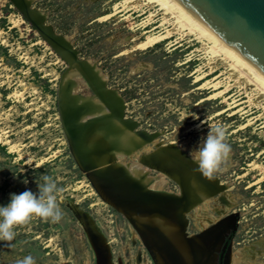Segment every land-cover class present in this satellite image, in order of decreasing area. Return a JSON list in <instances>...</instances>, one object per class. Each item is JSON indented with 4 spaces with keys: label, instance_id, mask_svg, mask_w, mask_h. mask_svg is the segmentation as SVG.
Segmentation results:
<instances>
[{
    "label": "rangeland",
    "instance_id": "obj_1",
    "mask_svg": "<svg viewBox=\"0 0 264 264\" xmlns=\"http://www.w3.org/2000/svg\"><path fill=\"white\" fill-rule=\"evenodd\" d=\"M124 1L35 0L32 6L46 15L45 23L57 34L70 37L79 58L93 61L106 75L107 87L117 90L125 102V119L135 121L138 131L159 133L156 141L161 146L152 144L151 154L161 156L163 152L186 170L196 165L189 152L207 136L209 125L227 127L232 152L214 179L224 186L221 193H226L233 206L222 203L220 194L207 201L209 213L203 212V217L214 220L225 210L220 222L229 218L237 226L228 233L233 254L253 245L261 253L253 263L264 264V98L244 80L231 78L225 68L210 74V63L217 60L181 34L151 45L148 36L166 32L160 27L162 14L147 23L151 7L126 9L108 18ZM69 67L12 0H0V206L10 202L11 194L26 190L38 194L43 175L52 177L63 190L58 199L62 219L53 223L33 218L17 227L13 241H0V264H16L29 255L36 264H99L100 253L71 207L73 203L90 215L107 239L113 264H137L139 255L140 263L155 264L149 246L130 220L101 199L70 150L58 100ZM67 79L62 83L64 94L71 90L84 100L94 95L85 78ZM74 83L79 85L72 90ZM90 100L96 103L95 110L64 99L66 106L88 114L74 123H95L99 129L119 131L126 127L127 121L111 114L117 108L114 101ZM175 145L183 146L187 160L166 149ZM147 175L159 177L160 173L150 169ZM165 177L171 180L165 190L181 195L178 182ZM186 218L188 234L202 233L198 213L193 211Z\"/></svg>",
    "mask_w": 264,
    "mask_h": 264
},
{
    "label": "bare ground",
    "instance_id": "obj_2",
    "mask_svg": "<svg viewBox=\"0 0 264 264\" xmlns=\"http://www.w3.org/2000/svg\"><path fill=\"white\" fill-rule=\"evenodd\" d=\"M33 1L35 0H28V2L32 3ZM145 1L147 2L146 4H143L141 0H126L120 4L121 8L119 11L109 14L107 17L111 18L118 12L130 8L139 10L140 8H144L145 5L151 7L150 9H153V11L147 23L151 24L162 14L160 27L166 31L164 34L155 33L148 36L151 45L171 40L175 34H181L182 37L189 38V42L194 41L202 45V50L211 54L214 60L221 62V66L217 65V61L210 63L212 64L210 74H214L218 70L225 68L230 71L231 78L233 77L237 81L244 80L249 84L248 86L256 88L255 91L259 92L258 95L264 98V74L251 66L235 48L226 43L179 0ZM155 8L158 9L154 10ZM39 27L46 29L42 25ZM48 33L49 37L52 38H49L51 41L55 40L56 35H59L56 32L53 33L52 30H48ZM63 39L71 42L68 36L63 37ZM69 44L71 46L67 44L66 47L74 50L72 43ZM67 53V56L70 55ZM88 63L95 67L94 71L89 70L88 73L84 71L88 75V79H86L87 85L91 87L92 84L94 87L95 92L93 96L84 100L85 98H82L83 96L81 95L78 96L79 94L74 96L71 90L69 94H66V92L64 94L66 86L61 84V116L65 118V122L63 120L65 129L68 130L74 147H78L82 154V156L75 157L81 168L91 178L101 199L116 208L130 220L131 226L136 230L143 242L149 246L152 254L155 255L158 249L162 248V244L159 242V238H161L176 258L175 251L173 250L174 244L173 242L163 240V232L170 239V234L175 228H185L187 225L185 218L193 211L199 214L200 219L197 220L201 227H207L213 219L203 217V212L205 214L209 213L210 206H207L206 203L211 198L220 196L224 186L218 180H209L199 172H195L194 169L197 165H192L193 167L188 165L189 168L184 170L176 163L171 162V159H168L163 152H161V156L153 155L155 152L151 154L150 146L155 144L156 147H160L161 144L156 141L157 137L152 138L153 140L150 142L148 139L140 136L138 134L139 131L136 129L137 124L132 120H128L125 125L126 127H122L120 131L109 127L99 129V127H95V123L80 125L74 123L75 119L81 120V118L88 114L85 112L86 110L81 111L78 107L66 106L63 102L64 99L70 101L73 105H77L78 103V106H92L94 110L96 103L90 100L92 97H99L107 103H110L112 100L114 101V106L117 107L118 102L121 104V101H118L113 96L111 89L107 87L106 75L102 73L101 69L93 61L88 60ZM81 70V67H76L69 75L65 74L66 76L64 75L65 77H63L64 81L68 77L78 78ZM78 83L73 84L72 90L78 88ZM117 116L118 114H116V119L119 120ZM152 135L148 134L149 138ZM92 147L96 148L97 152L92 153ZM166 149L173 152V154H178L179 151V149H175L172 146H168ZM140 151H143L141 155ZM150 154L151 157L147 158V155ZM133 156L136 158L134 162H125L126 158H133ZM150 169L158 171L160 173L159 177H149L147 173L150 172ZM165 175L178 182L181 188V195L175 196L172 193L164 191L169 184ZM99 176H102L101 178L105 181L110 192L115 194L113 197L105 195L104 191L100 190ZM217 191L218 193H216ZM220 199L222 203L228 204V207L231 208L233 206L226 199V193H223ZM71 207L76 212L84 230L95 243L93 245L97 247L98 253L102 250L108 259H111L110 251L107 248L109 245L108 241L98 231L90 215L75 203ZM219 212L221 215H224L226 211ZM193 255L195 259V255L197 254L193 252ZM260 255V252L254 250L253 245L248 246L239 249L232 255V264H254L253 262ZM183 260L185 262L184 258ZM183 260L181 263H183ZM177 262L179 263L178 259Z\"/></svg>",
    "mask_w": 264,
    "mask_h": 264
},
{
    "label": "water",
    "instance_id": "obj_3",
    "mask_svg": "<svg viewBox=\"0 0 264 264\" xmlns=\"http://www.w3.org/2000/svg\"><path fill=\"white\" fill-rule=\"evenodd\" d=\"M183 5H185L193 14H195L202 22H204L211 30H213L218 36H220L226 43L235 48L247 61L248 63L257 69L259 72L264 74V0H179ZM12 2L17 6V8L34 24V26L41 32V34L48 40L51 45H53L57 51H59L62 56L69 62V70L66 72L69 75L76 67H81L78 77H83L88 79L89 70L94 71L95 67L88 63V60H82L78 56V51L73 47H66L70 41L63 39L65 36L56 35L55 40L51 41L49 37L48 30L56 32L51 25H47L46 15L40 12L37 9L32 7V2L28 0H12ZM42 25L46 29H42L39 26ZM57 33V32H56ZM62 37V38H61ZM51 38V39H49ZM70 55H66V53ZM67 53V54H68ZM71 82L75 81V78H70ZM64 78H62L63 83ZM92 92L94 93V87L91 84ZM61 91L59 95V101L61 104ZM111 92L118 101H121V104L118 102V107L111 114H118V119L121 122H126L129 119H125V102L122 99V96L115 89H111ZM120 104V105H119ZM61 110V108H60ZM130 121V120H129ZM133 121V120H132ZM134 123H136L134 121ZM64 124V123H63ZM137 124V123H136ZM65 127V125H64ZM138 127V124H137ZM66 130V129H65ZM67 133V131H66ZM138 134L150 142L159 136V133H156L149 138L148 134L144 131H139ZM71 149L75 156H82L78 147H74L69 134L67 133ZM153 138V139H152ZM175 149L181 150L179 147L172 146ZM76 148V150H74ZM78 155H76L77 153ZM97 152V149L92 147V153ZM182 152V153H181ZM178 151V154L182 159L187 160L188 157L185 152L181 150ZM77 161V160H76ZM98 177L100 190L104 191L105 195L114 196L115 194L111 193L108 189L105 181ZM77 215V214H76ZM78 217V216H77ZM186 223H188L187 218H185ZM235 221H230L229 218L223 220L221 226L223 230L221 236L224 232L230 231L231 229L236 230ZM218 235L216 234H200L197 237L205 246L208 245V240L217 239ZM226 249V248H225ZM197 254V253H196ZM207 260H212L214 252L207 254ZM197 264H203V258L195 255ZM217 257V255H216Z\"/></svg>",
    "mask_w": 264,
    "mask_h": 264
},
{
    "label": "clouds",
    "instance_id": "obj_4",
    "mask_svg": "<svg viewBox=\"0 0 264 264\" xmlns=\"http://www.w3.org/2000/svg\"><path fill=\"white\" fill-rule=\"evenodd\" d=\"M227 136L228 130L223 123L209 125L207 136L201 139L197 148L189 152L197 165L195 172L212 180L223 170L222 166L228 161L232 152ZM179 147L183 150L182 145ZM42 180L43 183L38 184V194L31 190L11 194L10 202L6 206H0V241L9 243L13 241L16 237L15 229L30 223L33 218L53 223H58L62 219L63 213L58 199L63 190L48 175H43ZM16 264H36V262L29 255L18 260Z\"/></svg>",
    "mask_w": 264,
    "mask_h": 264
},
{
    "label": "flooded vegetation",
    "instance_id": "obj_5",
    "mask_svg": "<svg viewBox=\"0 0 264 264\" xmlns=\"http://www.w3.org/2000/svg\"><path fill=\"white\" fill-rule=\"evenodd\" d=\"M171 182V180H170ZM169 182V183H170ZM165 192L172 193L169 190H164ZM215 198V197H214ZM191 215V213L189 214ZM223 219V218H222ZM221 214L219 217L211 221L207 227H203L201 230L205 235L216 234L218 235L217 239L208 240V245L205 246L201 241L196 237L200 234H188L187 225L185 228H175V230L170 234L171 238L168 239L165 236V232H163V240L166 242H173L176 258L171 250L166 246L161 238H159V242L162 244V248L158 249V251L153 255L157 264H197V261L194 259V253H197V256L203 258V264H232V255H233V243L231 242V236H228V233L232 230L233 232L236 230L231 229L230 231L224 232L221 236ZM220 222L219 227H213L215 223ZM217 223V224H218ZM212 228V229H211ZM211 229V230H209ZM237 229V226H236ZM209 230V231H208ZM208 231V232H206ZM226 248V249H225ZM214 252V256L212 260H207V254ZM99 264H113L112 259H108V257L104 254V251H99ZM172 254V255H171ZM101 255V256H100ZM217 255V257H216ZM185 259V262L183 260ZM137 264H142V257L139 255ZM183 260V263L181 261ZM194 260V261H193ZM155 263V264H156ZM122 264V263H120ZM202 264V263H201Z\"/></svg>",
    "mask_w": 264,
    "mask_h": 264
}]
</instances>
